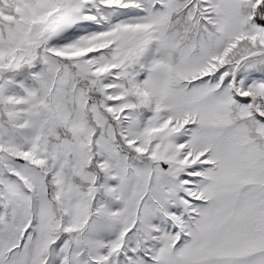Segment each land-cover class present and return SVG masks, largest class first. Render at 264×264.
I'll list each match as a JSON object with an SVG mask.
<instances>
[{
    "label": "snow or ice",
    "instance_id": "1",
    "mask_svg": "<svg viewBox=\"0 0 264 264\" xmlns=\"http://www.w3.org/2000/svg\"><path fill=\"white\" fill-rule=\"evenodd\" d=\"M0 264H264V0H0Z\"/></svg>",
    "mask_w": 264,
    "mask_h": 264
}]
</instances>
